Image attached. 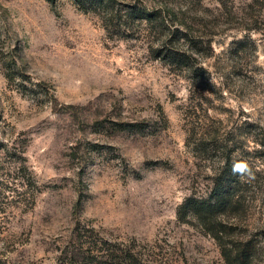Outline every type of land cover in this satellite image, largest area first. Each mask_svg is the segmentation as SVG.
<instances>
[{
  "label": "rangeland",
  "instance_id": "1",
  "mask_svg": "<svg viewBox=\"0 0 264 264\" xmlns=\"http://www.w3.org/2000/svg\"><path fill=\"white\" fill-rule=\"evenodd\" d=\"M119 2L185 11L203 76L155 56V23L0 0V264H58L84 229L151 264H228L177 209L229 156L250 182L221 218L264 264V0Z\"/></svg>",
  "mask_w": 264,
  "mask_h": 264
},
{
  "label": "trees",
  "instance_id": "2",
  "mask_svg": "<svg viewBox=\"0 0 264 264\" xmlns=\"http://www.w3.org/2000/svg\"><path fill=\"white\" fill-rule=\"evenodd\" d=\"M73 2L85 12L93 11L103 15L106 29L112 27L114 15L121 14L122 11L118 8L119 0H73ZM126 5L127 9L123 15L121 14L124 21L132 23L133 26L135 24L145 26L141 27L142 33L146 26L155 23L151 27L157 30L160 39L164 37L163 40L156 41L158 42L156 46L151 47L157 58L176 65L180 69L186 68L197 77L203 76L205 69L195 61V48L193 50L191 48L190 51L184 48L185 42H192L194 39L189 27L192 22L187 20L185 11L173 5L170 7L168 4L165 6L135 3ZM166 29L167 33L164 32ZM238 43L242 49L248 45L242 41ZM260 145L263 149L260 148L257 151L264 155V142H260ZM230 165L233 164L229 156L223 169L212 177V187L209 193L206 196L191 195L186 198L179 205L177 215L181 221L187 223L197 218L216 240L228 264H252L256 253L255 245L249 239L236 236V231L221 218L223 214L227 216L241 210L240 206L245 205V198L241 191L243 185L250 182L248 174L251 167L248 166V162L241 161L239 168L230 167ZM151 263L152 261L146 258L145 254L137 251L135 246L122 247L106 238H98L94 229H84L76 237L73 247L64 252L63 260L58 264Z\"/></svg>",
  "mask_w": 264,
  "mask_h": 264
},
{
  "label": "clouds",
  "instance_id": "3",
  "mask_svg": "<svg viewBox=\"0 0 264 264\" xmlns=\"http://www.w3.org/2000/svg\"><path fill=\"white\" fill-rule=\"evenodd\" d=\"M238 168L240 167V166H237Z\"/></svg>",
  "mask_w": 264,
  "mask_h": 264
}]
</instances>
